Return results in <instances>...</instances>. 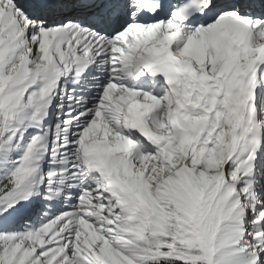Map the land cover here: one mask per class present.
Masks as SVG:
<instances>
[{
    "label": "snow or ice",
    "instance_id": "obj_1",
    "mask_svg": "<svg viewBox=\"0 0 264 264\" xmlns=\"http://www.w3.org/2000/svg\"><path fill=\"white\" fill-rule=\"evenodd\" d=\"M0 264H264V0H0Z\"/></svg>",
    "mask_w": 264,
    "mask_h": 264
}]
</instances>
